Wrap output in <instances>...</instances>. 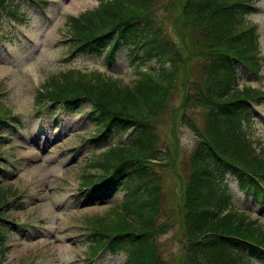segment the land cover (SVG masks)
I'll return each instance as SVG.
<instances>
[{"label": "trees", "instance_id": "obj_1", "mask_svg": "<svg viewBox=\"0 0 264 264\" xmlns=\"http://www.w3.org/2000/svg\"><path fill=\"white\" fill-rule=\"evenodd\" d=\"M17 2L0 0V24L5 18L17 21V14L25 17L28 7ZM256 11L251 0H99L97 8L71 19L68 53L108 51L111 63L118 50L130 48L144 69L132 83L69 69L38 90L37 109L58 107L70 114L89 107L86 117L96 126L90 140L96 150L107 147L92 165L98 171L83 176V186L92 187L85 202L107 203L118 190L126 191L123 202L83 224L89 257L125 251V264L264 262V225L248 210L233 207L226 181H237L264 206V150L248 130L261 116L254 101L261 105L264 95L251 86L238 90L242 70L256 78L263 70L257 27L247 23ZM166 21L174 24L176 41ZM176 96L179 104L173 102ZM198 107L206 109L204 127L197 130L193 152L180 160L175 139L167 140L163 127L173 136L180 124L196 130ZM15 123L22 124L0 102V143L14 133ZM123 133L130 134L128 142H109ZM156 166L178 173L177 194ZM9 193L0 189V221L19 208L20 196L10 199ZM172 219L178 221L183 249L170 262L159 238ZM9 233L14 231L0 223V264Z\"/></svg>", "mask_w": 264, "mask_h": 264}, {"label": "rangeland", "instance_id": "obj_2", "mask_svg": "<svg viewBox=\"0 0 264 264\" xmlns=\"http://www.w3.org/2000/svg\"><path fill=\"white\" fill-rule=\"evenodd\" d=\"M20 1L21 3H15L16 6L29 5L24 0ZM49 1L46 10L31 6L25 15L26 18L20 17L21 22L17 24L6 20L3 28L5 33H0V90L3 89L0 102L7 110H11V114H19L24 124L21 132L3 138V143L0 144V189H11L13 194H8L10 199L20 196V202L16 204L21 208L12 210L8 220L2 222L17 230L12 229L14 233H9L5 238L7 248H4L5 258L2 264H125V251L117 255L105 253L94 259L89 258L91 242L81 229L86 221L91 222L94 216L104 215L113 206L123 202L126 195L125 189H120L110 196L107 203L99 202L89 206L81 204L83 176L98 171L92 165L107 147L96 150L94 142H87L79 150L80 154L60 155L61 151L79 147L82 140L95 134L96 126L86 117L89 107L68 115L57 108L46 110L45 118L50 128L46 133L39 129L45 122L37 110L36 103L40 98V85H46L49 77L69 69H79L85 73L100 71L126 83L136 81L139 77L138 71L144 69L136 65L137 60H134L130 48L118 50L111 63L108 51H104L100 57L68 53V24L73 17L97 8L99 0ZM251 1L259 10L247 16V23L257 27L263 70L260 79L249 73L245 74L242 70L243 76L240 78L238 90L252 86L264 93V0ZM166 25L176 41L178 38L174 24L171 22L170 25L166 21ZM4 37L7 43L2 42ZM151 67L156 71L159 69L155 61L151 62ZM179 97L174 98L175 104H179ZM259 109L263 119L253 122L248 130L258 149L264 150V102ZM205 110L202 107L195 110L196 130L180 124L173 136L163 127V136L167 140L175 139L178 147L173 148L179 154L180 160L186 159L193 152L198 139L197 130L204 127ZM58 122L61 123L60 126ZM129 139L130 134L123 133L114 135L109 142L123 143ZM18 158L29 160L21 159L18 165L20 168L15 170L9 163H18ZM1 163H5L7 167ZM156 170L164 175L169 190L177 194L180 187L178 173H164L166 169L161 166H156ZM226 181L232 191L233 207L237 210H248L251 219L264 225V207L252 203V198L247 200L246 192L240 189L235 180L227 178ZM19 222L30 223L31 226H26L24 230L17 224ZM179 228L178 221L172 219L166 232L159 238L162 252L169 257L170 262L183 249V238L177 234ZM38 232H41V237ZM247 264L264 263L253 260Z\"/></svg>", "mask_w": 264, "mask_h": 264}]
</instances>
